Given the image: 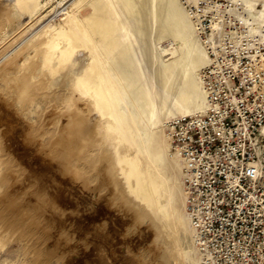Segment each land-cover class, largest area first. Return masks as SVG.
<instances>
[{
  "label": "rangeland",
  "instance_id": "rangeland-1",
  "mask_svg": "<svg viewBox=\"0 0 264 264\" xmlns=\"http://www.w3.org/2000/svg\"><path fill=\"white\" fill-rule=\"evenodd\" d=\"M178 1L187 10L194 5ZM245 1L264 18V0ZM136 5L145 9L143 0H0V264H199L186 211V228L174 223L161 231L143 199L130 192L120 164L122 153L144 157L140 146L146 149L153 134L166 138V124L182 117L162 124L166 114L150 107L142 92L151 97L154 87L159 97L168 96L154 72L173 61L185 41L165 37L164 25L147 40L144 11L131 8ZM157 7L149 16L165 12ZM100 10L120 23L123 42L107 59L87 45L72 47L67 35L88 27V15ZM98 63L115 87L111 92L120 93L116 110L135 128L129 150L109 130L114 119L93 104V90L78 86ZM182 108L174 101L177 115ZM164 149L170 162L179 160L169 145ZM177 174L169 183L180 193ZM168 199L172 211L182 212L177 199Z\"/></svg>",
  "mask_w": 264,
  "mask_h": 264
},
{
  "label": "built area",
  "instance_id": "built-area-1",
  "mask_svg": "<svg viewBox=\"0 0 264 264\" xmlns=\"http://www.w3.org/2000/svg\"><path fill=\"white\" fill-rule=\"evenodd\" d=\"M245 3L190 6L209 57L207 107L167 126L200 264H264V25L244 20Z\"/></svg>",
  "mask_w": 264,
  "mask_h": 264
},
{
  "label": "bare ground",
  "instance_id": "bare-ground-1",
  "mask_svg": "<svg viewBox=\"0 0 264 264\" xmlns=\"http://www.w3.org/2000/svg\"><path fill=\"white\" fill-rule=\"evenodd\" d=\"M231 1L236 3L240 2V0H231ZM143 3L145 9L137 5L131 8L133 9L138 8L137 12H139V14L141 15L142 12L144 11L143 15L145 17H143L141 33L144 37H146L147 40L155 35V31L158 28H161L164 25L166 27V30L162 34H164L165 37H169L174 41L183 39V41H185V44H182L180 52L178 53L177 57L173 59V61H171L168 65L157 64L158 67L154 72L155 81L160 85V88L162 87L164 89L165 93L168 96L159 97L154 87L150 92L151 97L149 96V94H146L144 92H142V96H144L146 99H149L150 107H154L155 109L158 108L159 111L158 110L156 111L158 113H162V116H164L163 115L164 113L166 114L162 124L167 120L170 121L169 119L171 118L173 119L179 116L186 117L187 115L191 116L198 113H204L206 111L207 105H206V96L204 93L200 75L202 68H205L208 65L209 57L206 52V49L203 47L200 32L198 30V25L196 24L195 19L191 16V12L187 10L184 6H182L183 3L181 2L182 3L181 4L178 0H161V5H157V6H159V9L165 12L162 13L160 11L158 17L154 15L149 16V14L150 15L155 14L154 12L155 9L156 11H158L157 6L153 5L152 7L151 4L153 3H151L150 0H143ZM128 5L131 6L130 4ZM128 5L126 6L129 9ZM245 9L246 12H248L249 16L245 17L244 20L250 21L252 25H255L254 30L256 31L257 27H259L262 23H264V18L260 17L258 13L255 12V10L251 9L249 5H247V3H245ZM102 10H100V13L88 15L87 17L88 27L82 26V28L80 27V29H78L76 32L73 33L68 32L69 34L67 35L70 38L72 47H77L82 44L87 45L95 51L98 50L99 52L98 54L102 52L100 55H104V57L105 56L111 57L113 56L114 53H116L117 50L119 51V49L122 47L121 43L123 42L120 43V40L117 38V30L120 26V23L114 20L110 16L109 12H104ZM195 29L197 31L196 32L197 34H195ZM61 31H59V33ZM62 32L60 33V35L62 34ZM63 33L65 34L66 32ZM93 36L94 37L97 36L99 39L95 40ZM68 37L66 36V38ZM68 51L69 49L68 50L65 49V51L63 52L64 56H66L65 54L68 53ZM65 58H67V56L64 57V59ZM155 63H158L157 60ZM101 67L102 66H100L99 63L91 65V67H89V69L87 70V74L85 73L86 74L84 75L85 77L79 79L78 86L79 84H81L83 85L81 88H83L84 86L86 88L88 86L91 88V90H93L92 91L93 96L92 95L91 96L96 100L94 101L95 103L93 104H95V106L98 107L99 109H97L96 107L95 108L97 110H100L99 112L101 115L102 113L105 116L110 115L112 117V120L114 119V124H112L109 130L112 129L111 130L112 132L117 133L116 135H118V137L122 140V142L125 145L128 144L129 147L127 150H129V148H131L130 145L133 147V145L136 144L134 143V140H136V138L134 139L135 128L132 126L133 123L130 124L128 121H126L127 118L120 111L116 110L117 107L115 108L114 104L119 98L118 96L119 92L116 93L114 91L115 94L112 93L113 92L112 89H114L115 87L113 88L112 85L113 83L112 84L109 83L108 78L110 77H108L109 75L107 76V73H105L103 71V68ZM139 88L142 89V85L141 86L139 85ZM186 88H187L186 91L187 93L184 94V89ZM174 101H177L183 105L182 114L177 115L175 110H173ZM150 115L153 117L152 120L154 121V123H156V121L158 120L156 113L152 112V114L150 113ZM167 117L169 118L167 119ZM161 121L162 120H160L159 122ZM153 126L155 125L153 124ZM167 126L168 123L166 124V138H164L163 134L162 135L153 134L150 144L149 143H147L149 145L146 144L147 145L146 149L140 146V148L146 151L145 152L146 155L145 156L144 154L142 155L144 157L137 158L138 157L137 154L136 158H130V156L129 157L126 156L127 154L122 153V148L119 146L115 147V150L117 149L115 152L117 153V156H119L120 153L125 155V156H121L120 154L119 159L122 162L120 163L121 166L123 165V163L125 165L122 172L125 175L124 178L126 180L127 186L130 192L136 198L143 199L146 213L150 215L154 223L160 228L161 231L168 233L170 229L172 230L174 223L176 224V227L179 224L185 227V225H187V223L190 222V227H191L190 232L192 236V241L198 252V249L195 244L194 229L192 227L187 210V193H186L185 181H184L185 166H186L185 161L180 157L179 152L176 151L175 152L172 151V152L174 156L179 159L178 161L170 162L171 160L169 161V159L171 158L168 157L169 159H167L166 156H164L166 151L163 154V149L166 148L167 150L168 145L172 150V146H171L172 141L168 133ZM262 131L260 135H262ZM138 143H140V141ZM138 151L140 152V150ZM179 162H182L183 170H182V166L178 164ZM175 174L178 175L177 177L180 181L179 183L181 184V186L178 184L180 188H182V191H180V193H179V189H177V186L173 187L174 186L173 184H171L170 186L169 183L172 175ZM179 176H181V179L179 178ZM168 198H170L171 200L177 199L178 203L182 205L181 206L182 212L178 213L177 211H172L171 205L169 204L171 208L168 205L169 202ZM184 210L186 211V215L189 220L188 222L183 217ZM198 261L200 264L201 262L200 255ZM191 263L193 262L191 261Z\"/></svg>",
  "mask_w": 264,
  "mask_h": 264
}]
</instances>
